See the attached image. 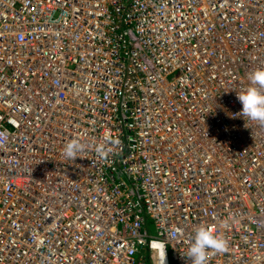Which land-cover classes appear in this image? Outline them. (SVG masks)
Instances as JSON below:
<instances>
[{
    "label": "built area",
    "instance_id": "built-area-1",
    "mask_svg": "<svg viewBox=\"0 0 264 264\" xmlns=\"http://www.w3.org/2000/svg\"><path fill=\"white\" fill-rule=\"evenodd\" d=\"M258 68L264 0H0V264H264Z\"/></svg>",
    "mask_w": 264,
    "mask_h": 264
},
{
    "label": "clouds",
    "instance_id": "clouds-1",
    "mask_svg": "<svg viewBox=\"0 0 264 264\" xmlns=\"http://www.w3.org/2000/svg\"><path fill=\"white\" fill-rule=\"evenodd\" d=\"M249 85L237 93V99L242 104L240 115L251 121L264 125V68H258L248 75ZM7 135L0 133V146L7 143ZM89 145L80 139L70 140L63 149L66 159H77L87 150ZM105 149L97 145L98 154L103 155ZM228 241L214 231L210 225H201L195 229L193 242L183 255L188 264H208L210 252L223 253L227 251ZM167 248L161 258V264H166Z\"/></svg>",
    "mask_w": 264,
    "mask_h": 264
},
{
    "label": "rangeland",
    "instance_id": "rangeland-1",
    "mask_svg": "<svg viewBox=\"0 0 264 264\" xmlns=\"http://www.w3.org/2000/svg\"><path fill=\"white\" fill-rule=\"evenodd\" d=\"M151 229H150V232L155 235L156 233V230L154 228V225L151 223L150 225ZM144 256H146V251H143V250H139L138 254L136 255V260L137 261H140V260H143L144 259ZM145 262H147V259H144ZM170 264H175L172 260V258H170Z\"/></svg>",
    "mask_w": 264,
    "mask_h": 264
}]
</instances>
